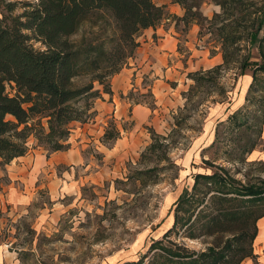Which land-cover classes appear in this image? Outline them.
<instances>
[{
  "label": "rangeland",
  "instance_id": "obj_1",
  "mask_svg": "<svg viewBox=\"0 0 264 264\" xmlns=\"http://www.w3.org/2000/svg\"><path fill=\"white\" fill-rule=\"evenodd\" d=\"M12 1L22 4L36 0ZM154 3L164 6L166 16L153 30L172 29L171 56L162 69L154 72L150 68L138 84L120 95L127 104L122 118L119 112H112L102 121L94 117L85 124L71 125L73 136L69 138L79 142L85 135L83 143L88 146L82 154L91 162L77 168L73 164L54 166L51 173L56 181L61 172L74 174L75 170V176H82L77 187L66 195L62 183L61 187L52 189V196L59 198L52 199L46 186L49 174L41 175L31 204L15 208L6 200V186L11 182L6 167L0 165V245L5 251V264L134 263L172 227L174 203L181 196L193 193L196 174L219 173L223 168L235 180V187L258 185L264 179L262 164L249 160L248 156L251 147L262 145L264 74L258 73L250 88L251 72L247 70L244 76H239L235 65L233 69L206 75L203 87L191 90L195 86L192 74L205 73L222 64L219 48L210 36L199 35V26L185 27L176 20L183 16L180 6L168 0H154ZM21 4L12 15L23 12ZM200 11L211 19L219 7L205 3ZM3 13L6 14V9ZM80 36L79 33L71 39L76 41ZM148 38L157 39L150 34ZM34 47L42 48L39 43ZM251 61H260L255 48L251 50ZM130 63L128 60L127 65ZM137 105L146 109V115L133 114ZM176 121H180L179 128ZM88 126L93 133L83 130ZM111 127L119 131L123 145L115 156L103 159L96 148L100 145L91 139L98 134L102 146H112L115 140L103 138ZM173 129L176 132L168 140L170 145L162 160L147 153L153 133L167 137ZM28 145V153L34 154L35 150L31 160L51 157L42 147L35 146L32 139ZM198 191L203 193L207 188L200 185ZM200 208L196 207L195 213ZM178 217L185 219L188 214L179 211ZM202 222L195 223V239L185 237V228L179 226L162 244L171 247L176 243L188 253L197 254L234 235H242L241 247L251 250L252 218L227 221L226 232L212 235L201 233ZM148 261L145 259L144 264Z\"/></svg>",
  "mask_w": 264,
  "mask_h": 264
},
{
  "label": "trees",
  "instance_id": "obj_2",
  "mask_svg": "<svg viewBox=\"0 0 264 264\" xmlns=\"http://www.w3.org/2000/svg\"><path fill=\"white\" fill-rule=\"evenodd\" d=\"M168 1L183 10L176 20L185 27L199 26V35L210 36L222 56V64L191 75L195 82L191 90L202 88L206 75L235 65L239 76L251 72L250 88L257 74H264V0ZM205 3L219 7L211 19L200 11ZM19 4L0 0V165L4 166L26 155L30 139L49 154L68 150L71 125L95 117L94 103L103 94L112 95L110 79L133 56L139 34L155 28L166 16L164 6L154 0H36L22 3L23 12L12 15ZM79 33L80 39H71ZM36 43L42 48H35ZM253 48L260 61H251ZM176 122L179 128L180 121ZM175 132L167 137L153 133L147 153L162 160ZM118 137L115 127L103 135L104 141ZM219 170L194 176L193 193L174 203L172 227L162 238L180 226L187 232L185 237L195 239V223L201 220L204 235L226 232L227 221L250 217L254 225L251 250L241 247L242 235L197 254L176 243L164 246L162 239L152 242L137 262L124 264H144L147 258L148 264H240L251 257L256 224L264 217V179L258 185L235 187L227 171ZM200 185L207 191L200 193ZM196 207L201 208L195 213ZM179 211L188 217L181 219Z\"/></svg>",
  "mask_w": 264,
  "mask_h": 264
},
{
  "label": "crops",
  "instance_id": "obj_3",
  "mask_svg": "<svg viewBox=\"0 0 264 264\" xmlns=\"http://www.w3.org/2000/svg\"><path fill=\"white\" fill-rule=\"evenodd\" d=\"M160 30L162 32L161 34ZM160 30L156 29L154 31L153 28H149L139 34L136 39L139 46L135 50L133 56L128 59L131 63L128 65L126 63L124 68H122L118 74L114 75L110 79L112 95L109 97V95L104 94L102 99H99L94 103V110L96 112L95 117L101 119L102 121V119L110 117L112 112H114V114L119 112V117L122 118L125 114L127 104L124 101H121L120 95L125 93L130 87L138 84L140 77L144 72H149L148 70L150 68L156 72L157 69L160 70L164 65H166L168 58L171 56L170 51L172 50L171 48L174 44V38L172 37V29H169L168 32L163 29ZM149 34L151 37H156L157 39H149ZM168 37L169 40L167 39ZM165 75H167L166 71ZM157 81L158 83L162 82L160 80ZM250 81L248 85L250 84ZM132 112L136 116H141L146 115L147 111L144 107L137 105L134 106ZM89 127L90 126L84 128L83 130H89L88 133H93L94 130ZM262 128V145L259 148H254L248 156L249 160L257 161L264 165V123ZM70 136L73 135L70 134ZM81 137L82 140L79 142L76 140L72 142L69 138L67 141L69 144L68 150L54 152L50 155V158H43L40 156L38 159L36 158L31 160L35 154V150H33L34 154L27 152L25 156L15 158L9 164L5 165L11 182L6 186L7 188L5 190L6 200L9 205H12L15 208L29 206L33 201L37 188H39V186L36 185L39 183L41 175L47 176V174H49L46 186L50 191L52 199L59 198L58 195L52 196V189L61 187L62 183L65 185L64 193L66 195L74 190V188L77 187L79 180L81 181V175H79L78 178L75 176V170L74 174L69 171H63L61 172V176L56 177V181H54L51 168L60 165L70 166L71 164L77 168L80 164L86 165V162H91L90 159L83 157L82 150L88 145L83 143L85 135H82ZM99 137L100 135L95 134L91 140L100 145L96 146V148L99 154L103 156V159H107L113 155L115 156L116 151L123 145L122 140L118 138L113 142L112 146L104 147L99 143ZM256 227V236L252 244V256L244 259L240 264H264V217L257 221ZM5 260V251L3 246L0 245V264H5Z\"/></svg>",
  "mask_w": 264,
  "mask_h": 264
}]
</instances>
